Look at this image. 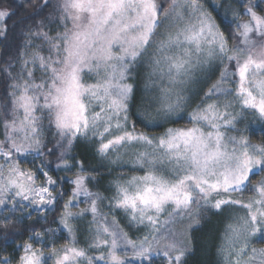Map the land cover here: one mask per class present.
Instances as JSON below:
<instances>
[{
	"label": "snow or ice",
	"instance_id": "6c2138e0",
	"mask_svg": "<svg viewBox=\"0 0 264 264\" xmlns=\"http://www.w3.org/2000/svg\"><path fill=\"white\" fill-rule=\"evenodd\" d=\"M262 4L264 0H240L231 18L225 10L221 19L232 28L231 40L236 42L231 44L202 0H170L167 7L160 0H57L55 4L15 0V7L0 8V36L7 33V20L17 15V9L30 6L29 18L40 17L35 30L26 33L18 57L0 68L9 81L0 100L4 137L0 140V209L11 205L13 211L50 210L65 195L66 177L53 179L45 170L51 160H41L37 171L45 181L38 186L36 173L22 169L20 157L54 156L56 169L73 173L67 181L73 186L71 198L53 221L59 228L29 229L28 240L16 245L21 254L0 256V264H48L49 259L53 264H130L131 260L152 264L154 255H162L165 264H188L194 251L190 235L194 225L204 211L220 212L226 206H239L246 215L226 230L220 249L225 264H264V247L255 246L264 244V178L253 183V177L264 176V142L254 144L242 132L230 134L239 131L236 126L244 110L264 121ZM210 7L216 10L223 5ZM45 20L62 30L51 35L44 30ZM146 56L150 78L166 81L159 95L141 100L139 111L146 126L181 111L187 102L185 90L198 69L213 61L224 65L219 80L205 93V99L216 100H202L188 113L190 127H169L160 136H149L131 122L135 84L129 81ZM233 64L235 70L230 71ZM220 97L225 98L223 103ZM237 104L240 112L235 111ZM45 120L55 128L52 148L44 142ZM80 140L97 143L96 155L110 164L120 159L122 149L139 146L133 164L144 174L117 181L108 206L110 211L122 210L130 222L149 227L151 238L132 240L114 217L109 222L101 213L106 197L89 189L97 182L98 170L73 154ZM245 191L253 193L247 201L235 198ZM79 203L88 207L73 212ZM88 214L91 240L79 247L73 221ZM165 214V224L186 219L187 227L161 232L160 217ZM58 231H66L70 242L60 248L51 246L46 256L45 236Z\"/></svg>",
	"mask_w": 264,
	"mask_h": 264
},
{
	"label": "trees",
	"instance_id": "16d2710c",
	"mask_svg": "<svg viewBox=\"0 0 264 264\" xmlns=\"http://www.w3.org/2000/svg\"><path fill=\"white\" fill-rule=\"evenodd\" d=\"M255 1L256 0H254V2ZM202 2L204 3L205 7H207L208 10L212 12L213 16L216 18V22L220 24L221 30L224 31L225 34L230 37V44L234 43L235 41L231 40L232 28L228 27L223 22L221 17L224 15L225 10L227 9V15L229 18H231V10L239 8L240 0H202ZM168 3L169 2L165 0L164 6L167 7ZM215 4L217 6L223 5V7H219L216 10H213L210 5ZM7 7H15V0H4L3 3H0V8ZM261 8H264V4L261 5ZM32 11V7L26 5L22 9H17V15L12 16L10 19L7 20L8 31L4 36H0V68L5 65V62L9 60H15L18 57L20 50L24 47V44L26 42V33H28L30 28L32 30H35L37 26V21L40 19V17L29 18ZM50 11L51 9L48 10V12ZM48 12H45L43 15L47 16ZM217 12H219L220 14L218 15ZM8 83L9 81L7 80L5 74L0 71V100H2L6 96ZM137 94L138 89H136L135 92L136 98ZM133 120H135L134 123L138 132L143 130L156 132L161 131V128L153 129L150 127H146L141 120ZM54 137L55 128L49 126L47 120H45L43 128V138L48 148H52L54 146L56 142ZM251 137L259 143L264 142V128L256 132L254 131ZM3 138V127L2 124H0V140H2ZM48 141H52V143H48ZM96 147H98L97 143L86 144L84 141L80 140L74 145L73 154H75L78 158L84 159L86 166L90 167L91 169L98 170V172L94 174L100 176V181L104 182V186H106L103 189V197H106V199H104L103 202L100 204L101 210L112 218L114 217L117 221L115 216H118V213H120L122 210L115 209L113 211H110L108 205L109 199L115 194L114 184L116 183L115 178L117 176L116 173L118 172V170L116 171V165L120 163L121 160L119 159L116 163L111 164L107 160H102L101 157L97 156L95 153ZM56 155H59V150H57ZM24 159L25 160L23 161L29 160L32 163L38 164V167L41 163V160H51L52 164L49 165V167L45 170L48 171V173L53 177V179L66 177V181L62 184V191L65 193V195L62 198H58V203L53 209H47L45 213L40 214L31 212V218L28 217V213L30 211L29 208H25L23 210L16 209L15 211H13L11 209V205H9L7 209H0V256L8 255L12 257H18L21 252L19 249H17L16 245L23 244L26 240H28L29 236L32 235L29 229L35 228L36 231L45 232L46 229L59 228V224L54 223L53 221L58 220L60 213L64 210V203H66L71 198V189L73 186L67 181H70L73 178V173L56 169V159L54 156L41 157L39 155H29L26 156ZM111 159L117 160V157H115V155H112ZM38 174L41 178L43 177L40 172ZM258 178L259 176L253 177V183L258 181ZM89 186L93 191H99L97 190L95 183L89 184ZM57 190H61L60 185H58ZM85 205L86 203H79L78 207H73L71 210L73 212L79 211L81 208H85ZM118 219L124 221V218L120 215ZM6 221L7 227L5 228L4 225ZM91 221V214L86 215L82 219L73 221L74 228L76 229L75 236L78 241L79 247H86L88 242L91 240V233L89 232V226ZM127 230L129 231L128 228ZM48 234L49 233H47V235ZM149 238H151V236ZM13 240L15 241V243H13ZM53 240L54 241L51 246H55L56 248H60L70 242L66 231L56 232V235L54 236ZM47 246H50L48 242L45 245L46 256L49 253V250L46 248ZM255 246L264 247V244L256 243ZM193 249V254L188 257V264H219L216 260H214V251L211 252V258L205 262L201 259L200 256V245H194ZM48 261L52 260L49 259ZM130 264H141V262L131 260ZM144 264H147V262H144ZM152 264H165V261L161 256L153 257Z\"/></svg>",
	"mask_w": 264,
	"mask_h": 264
},
{
	"label": "rangeland",
	"instance_id": "374dc122",
	"mask_svg": "<svg viewBox=\"0 0 264 264\" xmlns=\"http://www.w3.org/2000/svg\"><path fill=\"white\" fill-rule=\"evenodd\" d=\"M166 1L170 3V0H166ZM160 2L164 5L165 0ZM255 2H257V0ZM55 3H57V0H53V4ZM45 24L46 27L44 30L49 31L51 35H54L55 32L58 30H62V28H60L57 23L49 22V20H45ZM160 31H164V28H161ZM36 43H39V41L37 40ZM149 51H152V49H150ZM149 59L150 57L146 56L137 64V66L133 69L132 78L129 81L135 84V92L136 89H138L137 98L135 96V102L131 107V112H130L131 122L135 121L133 119H138L141 120L145 126L146 123L144 117L140 114L139 111L142 108L141 100L142 98L147 99L154 95H159V89L163 86V84L166 83V81H160L157 77L150 78V73L152 72V68L149 64ZM223 67L224 65L221 64L219 61H213L210 65H205L202 69H198L194 73L192 82L189 83L187 89L185 90L187 102L181 106V111L178 114L172 115L167 120L160 119L158 123L148 124L146 126L153 129L161 128L160 132L147 131V130H143L140 132H145L149 136H160L165 131V129L169 127H174V128L190 127L191 124L188 117V113L191 112L193 108L196 107V105L201 104L202 100L206 103H212L214 100H216V97H213L211 99H205V93L208 91L209 88L212 87L213 84H215L219 80L220 73ZM229 69L230 71H234L235 70L234 64L229 65ZM37 76H39V73H37ZM234 79H238V78H234ZM89 82L92 81L89 79ZM230 86L235 87V84H232ZM224 99H225L224 97H220L219 102L223 103ZM228 99H233V97H228ZM153 107H155V105H153ZM235 111L240 112V107L238 104L235 105ZM236 127L239 131L232 132L230 133L231 135H239L242 132L244 135L250 138L252 143L260 144L251 137L254 131L256 132L264 128V121L260 120L257 113L251 110H244L242 113H240V117L238 119V123ZM137 147L139 146L128 148L126 150L122 149L120 151L119 156L121 162L116 165V171L118 170V172L116 173L117 176L115 178L116 182L130 179L133 175L144 174L143 169H140L139 166H134L133 164V160H134L133 153L137 150ZM29 155H37V154L30 153L27 156ZM24 158L25 157H20L22 161L20 165L21 168L25 170L34 171L37 177L36 180L37 185L39 186L43 184L45 181V177L43 176L41 178L40 175L38 174L39 173V171H37L38 164L32 163L29 160L23 161L25 160ZM2 162H3V157H0V163ZM262 178H264V176H259L258 179L260 180ZM96 181L97 182L94 183L96 184L97 190H99L98 192L102 196H104L103 189L106 187L104 186V182L100 181V176L98 175H96ZM114 188H115V184H114ZM89 189L92 192H96L93 191L90 188V186ZM251 195H253L251 191H245L242 194L241 193L235 194V198H240L243 199L244 201H247L248 197ZM83 199H84L83 197L79 198V200H83ZM85 207H88V204H86ZM46 210L47 209H36V208L30 209L31 212H35L37 214L45 213ZM100 211L101 213H103L108 217L109 222L112 221L113 218L105 214L101 210V206H100ZM245 212L246 211L239 206H226L220 212H217L215 209H209L202 213L201 217L199 218V224L194 225V228L191 231L190 235L192 237L193 246L200 245V256L203 261L206 262L207 260H209L211 258V252L214 251V260H216L219 264H225L220 249L225 242L226 230L229 224L232 225L237 224L239 218L244 217L246 215ZM119 215L124 218V221L118 219ZM115 217L118 221L117 222L115 220L119 225V228L122 229L124 232H126L130 239L132 240L137 239L136 241H139L145 235H149V237L151 236V230L149 227L130 222L129 217L123 211L118 213V216L116 215ZM165 219H166V214L160 217L159 227L161 228V232H164L165 229L169 227H174L177 230H183L184 228L187 227L188 224V221L185 219L182 223H177L176 225H168L164 223ZM127 228L129 229V231L127 230ZM48 233L49 234L45 236V240L48 242V244H50V246L46 247L49 250V248L53 244L54 236L51 234V232ZM36 246L40 247L39 244ZM128 251L130 254L131 249H128ZM153 257H159V256L154 255ZM48 262H49L48 264L53 263V261H48Z\"/></svg>",
	"mask_w": 264,
	"mask_h": 264
}]
</instances>
